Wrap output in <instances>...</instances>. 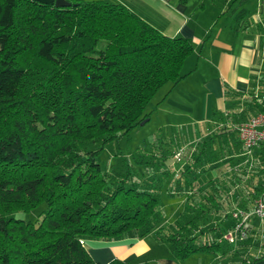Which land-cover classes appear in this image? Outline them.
I'll return each instance as SVG.
<instances>
[{
	"label": "trees",
	"instance_id": "16d2710c",
	"mask_svg": "<svg viewBox=\"0 0 264 264\" xmlns=\"http://www.w3.org/2000/svg\"><path fill=\"white\" fill-rule=\"evenodd\" d=\"M66 1L0 0V264H100L83 242L150 235L178 261L204 253L220 264H255L234 259L224 236L236 227L232 213L250 212L264 191L252 180L264 174V146L251 152L257 172L239 166L251 154L235 129L257 104L236 112L226 91L225 112L194 131L184 163L174 156L186 143L157 136L130 158L101 164L105 145L128 136L149 117L155 93L184 77L193 46L121 4ZM164 196L182 202L168 218ZM41 204L36 223L13 216ZM248 231L245 239L237 232L239 246Z\"/></svg>",
	"mask_w": 264,
	"mask_h": 264
},
{
	"label": "crops",
	"instance_id": "0c3cea01",
	"mask_svg": "<svg viewBox=\"0 0 264 264\" xmlns=\"http://www.w3.org/2000/svg\"><path fill=\"white\" fill-rule=\"evenodd\" d=\"M81 1L121 4L165 36H180L191 41L193 52L186 61L194 58L196 66L187 69L183 74L184 77L170 90L172 89V92L194 73L201 78L205 77L202 89L209 99V111H214L210 119L201 121L202 124L208 123L214 113L225 112L226 91H230L234 95L232 98L237 101L236 112H242L245 108L257 104V108L247 110L245 118L237 120L238 124L256 116L264 107L262 104L264 103V0ZM184 65L182 70L185 69ZM187 112L190 114L191 110ZM195 137L196 135L193 141L185 144L187 148L195 142ZM255 159V155L251 154L247 160L238 164L241 166L250 163L253 165L251 171L257 172ZM251 175L249 173L246 178H251ZM253 179H258L257 187L264 188V174L262 176L257 174L252 177ZM256 199L247 205L251 210ZM174 200L178 210L182 202L180 199ZM231 233L235 239L230 243V248H236L235 254L231 255L234 259L245 257L249 260L254 259L255 264H264V221L255 217L250 219L248 238L242 247L237 241L239 234L234 231ZM145 239H136L132 242L130 240L85 241V248L92 259L100 264H108L115 259L142 264L144 261L140 258L149 252ZM155 264H182V261L176 260L170 252L169 257ZM214 264L220 263L215 261Z\"/></svg>",
	"mask_w": 264,
	"mask_h": 264
},
{
	"label": "rangeland",
	"instance_id": "374dc122",
	"mask_svg": "<svg viewBox=\"0 0 264 264\" xmlns=\"http://www.w3.org/2000/svg\"><path fill=\"white\" fill-rule=\"evenodd\" d=\"M103 46L104 42H100L96 49L99 50ZM195 66L196 60L194 58L188 59L184 65L185 69L182 70L181 73L184 74L187 69H192ZM204 79V76L201 78L197 73H194L182 81L172 92V89L170 90V84L162 86L146 107V112L149 113V117L146 118L148 121L144 125L135 127L128 136L120 137L116 141L106 144L103 152L98 156V161L101 164L108 165L111 163H119L122 161V157L130 158L131 154L137 148L145 145L157 136H175L181 143H190L193 141L195 136L194 130L203 128L204 124H202L201 121L207 118L210 119L214 111H209V99L207 93L202 89ZM187 111H189L190 114H188ZM198 121H200V123ZM192 150L193 147H188L180 151L182 152L180 157L182 163L189 158ZM232 164L233 163H229L233 169L232 166L234 164ZM222 165L223 164H219V171L223 168ZM177 168L178 165L175 164V169ZM223 170H226L225 167ZM212 174V171L208 172L207 177ZM173 200L174 199H170L169 197L165 198V196L161 198V207H163V212L167 218L169 213H174L178 208V206L175 205V200ZM45 211L46 205L41 204L31 212H18L13 214V216L17 219L36 223L41 219ZM145 241L149 247V252L140 258L141 261L155 264L158 263L159 260L169 257L170 250L166 244L155 241L151 236L146 237ZM83 244L85 246V242H83ZM214 263L215 261L212 260V256L204 253H195L187 260L182 261V264Z\"/></svg>",
	"mask_w": 264,
	"mask_h": 264
},
{
	"label": "built area",
	"instance_id": "2783aa9c",
	"mask_svg": "<svg viewBox=\"0 0 264 264\" xmlns=\"http://www.w3.org/2000/svg\"><path fill=\"white\" fill-rule=\"evenodd\" d=\"M235 129L239 142L248 154H251L252 150L260 145L264 146V111L240 122ZM181 154L182 152L177 153L174 159L179 161ZM252 217L264 221V191L255 200L254 207L250 212L237 210L232 213V218L237 222L234 232L240 233L241 238H244L245 232L250 229V219ZM224 240L233 243L235 239L230 232L224 236Z\"/></svg>",
	"mask_w": 264,
	"mask_h": 264
},
{
	"label": "water",
	"instance_id": "95a60500",
	"mask_svg": "<svg viewBox=\"0 0 264 264\" xmlns=\"http://www.w3.org/2000/svg\"><path fill=\"white\" fill-rule=\"evenodd\" d=\"M41 4L45 5H54L57 8H66L69 7L71 4L70 2H67L66 0H33ZM148 119L143 120L140 125H144Z\"/></svg>",
	"mask_w": 264,
	"mask_h": 264
}]
</instances>
